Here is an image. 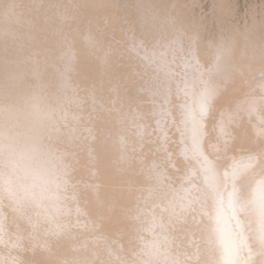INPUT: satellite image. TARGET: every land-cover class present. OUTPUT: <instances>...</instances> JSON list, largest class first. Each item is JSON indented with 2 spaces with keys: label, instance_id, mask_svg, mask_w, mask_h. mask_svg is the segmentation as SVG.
I'll return each instance as SVG.
<instances>
[{
  "label": "bare ground",
  "instance_id": "1",
  "mask_svg": "<svg viewBox=\"0 0 264 264\" xmlns=\"http://www.w3.org/2000/svg\"><path fill=\"white\" fill-rule=\"evenodd\" d=\"M0 264H264V0H0Z\"/></svg>",
  "mask_w": 264,
  "mask_h": 264
}]
</instances>
